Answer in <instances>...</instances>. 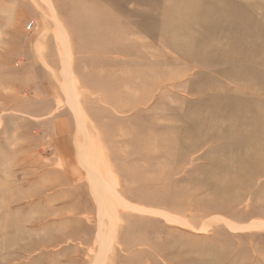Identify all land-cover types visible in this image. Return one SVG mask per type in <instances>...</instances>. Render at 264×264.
<instances>
[{
  "label": "rangeland",
  "instance_id": "obj_1",
  "mask_svg": "<svg viewBox=\"0 0 264 264\" xmlns=\"http://www.w3.org/2000/svg\"><path fill=\"white\" fill-rule=\"evenodd\" d=\"M0 264H264V0H0Z\"/></svg>",
  "mask_w": 264,
  "mask_h": 264
}]
</instances>
